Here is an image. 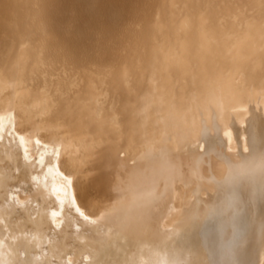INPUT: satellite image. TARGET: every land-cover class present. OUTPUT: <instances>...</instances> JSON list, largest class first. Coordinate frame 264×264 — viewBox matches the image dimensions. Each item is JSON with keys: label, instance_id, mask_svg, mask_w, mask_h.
Masks as SVG:
<instances>
[{"label": "bare ground", "instance_id": "obj_1", "mask_svg": "<svg viewBox=\"0 0 264 264\" xmlns=\"http://www.w3.org/2000/svg\"><path fill=\"white\" fill-rule=\"evenodd\" d=\"M0 264H264V0H0Z\"/></svg>", "mask_w": 264, "mask_h": 264}, {"label": "rangeland", "instance_id": "obj_2", "mask_svg": "<svg viewBox=\"0 0 264 264\" xmlns=\"http://www.w3.org/2000/svg\"><path fill=\"white\" fill-rule=\"evenodd\" d=\"M82 9H83V10H81V12H83V13H84V11L86 12V10H84V8H82ZM81 22H82V21H81ZM81 22H80V24H82ZM76 23H77V22H76ZM217 147H218V146H217ZM206 181H207V182H210L208 179L205 180V182H206ZM223 204H225V203H224V202L221 203V206H220V207H222ZM223 207H225V206H223ZM223 207H222V208H223ZM231 211H232V210H231ZM220 212H222V211H219V213H220ZM226 213H228V212H225V214H226ZM199 218H200V219H199ZM195 220H196V221L198 220V221H201V222H202V220H204V219H202L201 217H197V219H196V217H195ZM222 221H223V219H220L219 223L221 224ZM186 222H187V223H186V225L184 226V231H194V232H195L196 230H190L191 227H192V225H189V222H188V221H186ZM198 224H199V223H198ZM198 224H197L198 227H196V228L198 229V231H196V232H199V230L201 229V228L199 229V227H201V226H200V224H199V225H198ZM186 227H188V228H186ZM185 228H186L187 230H186ZM192 228H193V227H192ZM196 228H195V229H196ZM193 229H194V228H193Z\"/></svg>", "mask_w": 264, "mask_h": 264}]
</instances>
